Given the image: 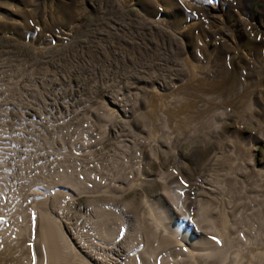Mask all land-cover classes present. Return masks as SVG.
Listing matches in <instances>:
<instances>
[{"label": "bare ground", "instance_id": "bare-ground-1", "mask_svg": "<svg viewBox=\"0 0 264 264\" xmlns=\"http://www.w3.org/2000/svg\"><path fill=\"white\" fill-rule=\"evenodd\" d=\"M117 1L143 15L137 22L123 14L129 30L136 24L146 33L155 26L159 51L164 42L181 40L168 58L177 53L172 63L187 72L165 86L156 68L145 87L134 89L147 102L138 101L132 117L128 98H120L123 91L111 88L115 96L110 89L102 92L99 105L80 118L70 106L60 108L66 118L69 112L73 117L59 126L45 110L51 87L65 83L63 94L71 73L54 76L56 58L50 57L46 69L38 57L70 37L71 23L59 22L57 11L60 3L77 7L78 0H0V32L30 39L39 66L31 73L27 66L34 63L23 62L18 48L6 56L0 50V264H264V161L258 168L254 156L264 133L247 141L238 138L237 127L231 139L223 133L235 112L241 122L253 121L264 132V10L254 9L253 0ZM74 9L73 25L79 18ZM132 41L119 42L124 60L123 48ZM144 41L137 39V48ZM222 51L232 53L228 66ZM104 96L111 102L98 110ZM9 110L17 117L7 115ZM35 112L49 120L40 125ZM136 114L144 120L139 134L114 142L116 124ZM74 120L78 126H68ZM39 137L35 144L32 138ZM201 139V146L183 150L184 143ZM216 139L219 148L211 154L209 144ZM107 143L113 145L108 158H95ZM33 160L38 162L32 165ZM8 161L18 174L7 169ZM146 181L157 199L125 201ZM82 196L90 200L78 206Z\"/></svg>", "mask_w": 264, "mask_h": 264}, {"label": "rangeland", "instance_id": "rangeland-1", "mask_svg": "<svg viewBox=\"0 0 264 264\" xmlns=\"http://www.w3.org/2000/svg\"><path fill=\"white\" fill-rule=\"evenodd\" d=\"M253 1H254V4L252 6L254 9L256 8L259 10H261V9L264 10V0H253ZM236 2L248 3V0H236ZM74 7H75L74 13L75 14L77 13V14L73 17L75 18L78 15V17L80 18V19L78 18V23H76L77 25L76 24L73 25V23H75V21L72 20V14H73V8ZM57 12H58L57 14H58L59 22L65 23V24H68V22L71 23V26H70L71 29L69 30V35H70V37H72L70 39L71 41L69 43L64 44L65 46L63 45V46L58 47V48L55 47L53 50L40 55V57H38V64L42 65L43 63H45L51 59L56 58V61L54 62V68L58 71L54 72L53 75L55 76L62 71H66V72L71 73V78L69 79V86L67 87V91L65 90L63 92V94H60V89L66 87L65 83H62L61 85H58V86L51 87L52 88L51 93L53 94V96H52V100L48 101V105L50 107H52L53 102H55L57 100V97H58L59 102H57V103L58 104L60 103V107H59V110L57 112L60 114L62 112V110H60V108H62V109L65 108L64 102H66L68 99H71L69 104H70V108H71L73 114L77 115L76 117H79V118L81 116L86 115L87 111L93 107L94 103L96 105H99V103H100L99 95L102 92L107 93L106 91L107 90L109 91V89H110V92L112 91L113 92L112 95H114L115 90H111V88L112 89L118 88L116 90V92L117 91H120V92L123 91L122 95H123V93H126L127 91L129 93H132L133 98L137 101H140L142 103L141 105L143 106V104H145V101L147 102V98L143 97L142 99H140L139 96H137L138 91L133 92V89L136 85H139V87H141V88L145 87V83L147 81V78L150 75L155 74L156 68H157V72L155 75H158V73H161L164 75L163 82H164L165 86H172L173 82H176V80H177L176 77H178L181 73H184L186 71V70L185 71L182 70L181 65L178 66V65H175L174 63H172L174 61H171V59L174 60L177 57V53H176V56L174 59L168 58L169 53H171L170 52L171 47H173V46L178 47L179 42L181 41L180 39H177V41L175 43H171L170 40H168L166 42L168 44H166L164 42V44H165L164 49H161L159 51L158 50L159 44L156 41V37H155V32H156L154 29L155 26L152 29L151 28L147 29V32L144 33V32H141L140 27H138V28L136 27V24L133 26L132 31H131L128 28H126L125 25L121 22V18H122L124 13L125 14L127 13L126 14L127 15L126 16L127 21L139 22L138 18L136 16H140V15L143 16V15L141 14V11L138 7H132V8H128V9L124 8L123 6L119 5L117 0H78L77 7L73 6V5L67 6L65 4L60 3ZM145 19L149 20L148 17H146ZM79 20H80V22H79ZM153 29H154V32H153ZM150 31L152 32V34L150 33ZM149 34H151V35H149ZM130 35H132V36H130ZM75 37H76V39H75ZM125 38L127 40H130V41L133 40L128 45V48H126V49L123 48V51L127 54L126 57L129 60L123 59L122 51H120V49L118 48L119 42ZM143 38H146V40L144 41ZM137 39L139 41L141 39V42L144 41V44L141 48L140 47L137 48L138 44L135 43L137 41ZM1 42H2V40H0V43ZM23 46H25L24 48L27 47L26 44H23ZM53 46H55L54 43H53ZM212 47L213 48L216 47V43H214V41L212 42ZM24 48L23 47L21 48L22 49L21 55L22 56L24 55L23 57L21 56V58L23 59L22 61L23 62H26V61L29 62L30 61V62L34 63L33 58L35 57V55H33V53H34L33 48H26V49H24ZM23 50H24V52H23ZM178 50L179 49L177 48L176 52ZM262 50H263V48L261 49V52L263 53L262 55L264 56V50L263 51ZM152 51H153V53H152ZM214 51L216 52V50H214ZM174 52H175V50H174ZM222 52L228 54V52H225V51H222ZM116 53L121 58L117 62L115 61V59H117ZM155 53H158V54L155 55ZM224 53H222V54H224ZM113 54L115 55V57ZM139 54H140L141 59L139 58L138 60H134L132 58L135 55L139 56ZM255 54H258V53H255ZM142 55L143 56H146V55L149 56L150 55L151 57H149L148 58L149 60L146 61V60L142 59L143 58ZM216 55H217V52H216ZM231 55H232V53L230 54V56L228 54L229 57L226 60V64L227 63L229 64L231 62L230 61L231 57H232ZM69 56H70L71 60H69ZM111 56L114 58L113 64L110 63L111 59H112ZM156 56H157V58H156ZM166 56H167V58H166ZM179 56H180V54H179ZM50 57H51V59H50ZM159 57H162V58H159ZM159 59H162V61H158ZM228 61H230V62H228ZM242 63L243 62H239L238 64L241 65ZM35 64L36 63H34V65ZM72 64H74L75 66ZM134 64H135V66H134ZM228 64H227V66H228ZM155 65H157V66L159 65V66L155 67ZM175 66H176V68H175ZM32 68H33V64H29L28 70L31 71ZM253 69H254V67H253ZM38 70L41 72V70H43V69H38ZM94 70H95V72H94ZM35 71L36 70H34V72ZM26 72H28V71H26ZM73 73H75V74H73ZM257 73L260 74L259 71L258 72L256 71V74ZM108 75H110V76H108ZM41 77L42 76H40V75L37 76L39 81L41 80ZM54 78L55 77H52V79L49 81V84L53 83ZM2 81H4V79H2ZM2 81L0 80V83H2ZM93 82L96 83L98 86H97V88H94L93 90H91L90 87H91V84ZM79 85H82V87L80 88ZM119 87L124 88V89L121 90ZM105 101L107 102L106 96H104L102 106L101 107L99 106L98 110L103 108ZM126 102L130 103L129 99L125 100V103ZM253 106H254V104H253ZM79 110H81V111H79ZM82 110H84V111H82ZM134 111L135 110H133L131 112V115L129 114L130 117H132V114L134 113ZM79 114H81V115H79ZM40 116H42V115L36 114V116H35L36 118H34V119L37 120ZM13 117H17V116L13 115ZM28 118H31V115H28ZM242 118L243 117L238 112H235L234 114H232L230 116V121L228 123H224L226 132L224 131L223 133L227 137L230 138L235 133V130L237 127L241 131V135H240V137H238L239 139H241V141H244V140L247 141L249 139V137L252 138L254 136V134L260 135V134L264 133L260 129V127H258L253 121H248L245 119L246 122H241ZM59 119H60V117H57L55 120V122L57 124L59 122H62V119H60V120ZM38 122H39V120H38ZM128 122H130L129 125L127 124ZM14 124H15V127L13 126L14 128L12 127V130H15V132H17L16 130H18L20 128L16 127V120H15ZM68 126H70V127L73 126V128H76L78 126V123L75 122V120H74ZM141 126L142 127L144 126V120L141 117H139L138 114H136V119H133L131 121L121 119L116 124V129H115L116 138L114 139V142L115 141L117 142L118 139L121 141H124V142H125V139L127 141H130L131 140L130 136L132 134H134V133L139 134L138 129ZM247 126H249V127L247 128ZM248 131L249 132L251 131V132H250V134L246 135ZM228 132H230V133H228ZM49 135H50V133H48L47 137H49ZM37 136H43V135L41 133H39V134L37 133ZM40 138H42V137H39L37 139L32 138V140L35 144H38L40 141V140L38 141V139H40ZM127 138L130 140H128ZM53 140H54V142H58V138L56 136L54 137ZM202 143H203V139L189 141L187 143H184L183 150L189 151V150H191L193 144L201 146ZM253 144L254 143L251 141V146H253ZM45 145H47V143H43V145H41V148L44 149ZM112 146L113 145H111V143L110 144L107 143L101 149L102 154L101 153L100 154L95 153L94 157L99 158L100 156L103 155L104 157L108 158L107 157V154H108L107 151L109 152L113 148ZM209 146L211 147L210 153L212 154V153L216 152L217 149L219 148V141L217 140L216 144H212V145L210 143ZM259 146H264V144L259 145ZM255 149H256L255 151H257L258 146H256ZM183 150H181V153H183ZM0 152H1V148H0ZM254 156H255V152H254ZM36 160H37V158H36ZM36 160H33L32 165H34V163L38 162ZM52 160H54V159H52ZM52 160H50V161H52ZM94 160L95 159L93 158V161ZM255 161L257 162V163L255 162V165L258 164L257 167L259 168L260 165L264 161V157L262 158L260 154H257ZM6 163L8 166L7 169L9 171L15 172L18 174L19 170L16 168L17 166L14 164L13 161H8ZM40 163H42V162H40ZM33 174L36 175L37 172L33 171ZM7 181L11 182V178L8 177ZM146 184H147V181L145 183L143 190L139 189V190H134L132 192H129L126 195V197L124 198L125 201H128L131 198H136V201L140 202L141 198L145 195L150 196V198L157 199V194L155 193V189L152 187V185H150V183H148L147 186H146ZM30 191L31 190H29V194L33 195ZM33 191L36 192V190H33ZM61 197L63 198V196H61ZM89 200H90L89 196H82L79 199V202H77L78 206L84 205ZM81 211H83V207L81 208Z\"/></svg>", "mask_w": 264, "mask_h": 264}]
</instances>
